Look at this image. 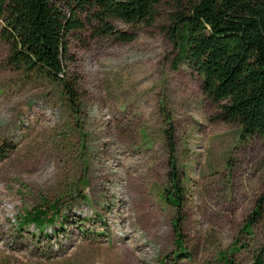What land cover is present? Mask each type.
<instances>
[{"label":"rangeland","instance_id":"1","mask_svg":"<svg viewBox=\"0 0 264 264\" xmlns=\"http://www.w3.org/2000/svg\"><path fill=\"white\" fill-rule=\"evenodd\" d=\"M154 9L150 24L109 20L131 41L84 17L71 91L10 66L0 19V264H251L264 245V207L245 226L264 193V137L218 119L203 78L176 64L172 1ZM172 171L180 214L164 195ZM49 206L60 211L45 233L19 225Z\"/></svg>","mask_w":264,"mask_h":264},{"label":"trees","instance_id":"2","mask_svg":"<svg viewBox=\"0 0 264 264\" xmlns=\"http://www.w3.org/2000/svg\"><path fill=\"white\" fill-rule=\"evenodd\" d=\"M159 1L0 0L1 38L9 47L8 63L19 72L62 82L71 91L64 78L66 62L71 59L69 37L83 28V18L92 17L98 23L96 33L116 34L122 41H131L133 35L116 32L109 20L150 24ZM171 1L166 35L177 52L176 64L184 61L203 78V92L217 104L218 119L238 125L243 139L264 137V0ZM168 133L173 168L174 143ZM176 175L175 171L169 173L172 190H164V195L180 214L184 191ZM263 207L264 193L257 199L246 228L262 215ZM59 211L55 206L48 210L34 207L19 225L32 224L45 233L47 225L55 224ZM180 218L173 221L177 231ZM59 227L64 226L59 223ZM177 235L180 246L181 235ZM251 264H264V245Z\"/></svg>","mask_w":264,"mask_h":264}]
</instances>
